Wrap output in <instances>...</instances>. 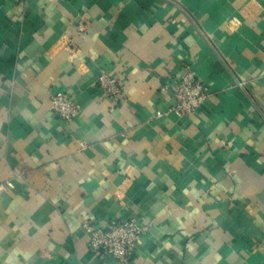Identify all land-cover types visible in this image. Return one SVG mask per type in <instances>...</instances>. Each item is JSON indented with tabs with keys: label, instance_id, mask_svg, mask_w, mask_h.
I'll return each mask as SVG.
<instances>
[{
	"label": "crops",
	"instance_id": "obj_1",
	"mask_svg": "<svg viewBox=\"0 0 264 264\" xmlns=\"http://www.w3.org/2000/svg\"><path fill=\"white\" fill-rule=\"evenodd\" d=\"M186 65L210 97L178 117ZM7 182L0 264H117L82 224L130 219L149 231L122 264H264V0H0Z\"/></svg>",
	"mask_w": 264,
	"mask_h": 264
},
{
	"label": "built area",
	"instance_id": "obj_2",
	"mask_svg": "<svg viewBox=\"0 0 264 264\" xmlns=\"http://www.w3.org/2000/svg\"><path fill=\"white\" fill-rule=\"evenodd\" d=\"M97 84L105 97L113 101L114 105L123 100V89L117 77L102 71L97 78ZM169 90L174 98V105L170 113L178 117L187 116L201 111L209 97V88L197 77L191 66H185V74L178 81L170 85ZM50 110L64 122L71 123L79 118V105L63 93H56L50 97ZM158 117L163 113L157 112ZM10 182L0 183V193L13 188ZM82 228L88 235L89 250L96 256L115 261L117 264L126 262L134 250L148 233L149 227L135 219L112 220L104 227H96L91 222H84Z\"/></svg>",
	"mask_w": 264,
	"mask_h": 264
}]
</instances>
